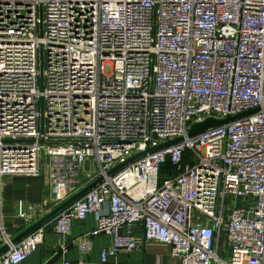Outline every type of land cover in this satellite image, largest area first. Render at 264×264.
<instances>
[{"label":"built area","instance_id":"2783aa9c","mask_svg":"<svg viewBox=\"0 0 264 264\" xmlns=\"http://www.w3.org/2000/svg\"><path fill=\"white\" fill-rule=\"evenodd\" d=\"M42 164L53 207L101 178L53 218L67 237L95 216L61 255L103 234L101 264L148 243L178 264H264V0H0V182ZM46 227L13 245L1 230L0 264L33 254Z\"/></svg>","mask_w":264,"mask_h":264},{"label":"crops","instance_id":"0c3cea01","mask_svg":"<svg viewBox=\"0 0 264 264\" xmlns=\"http://www.w3.org/2000/svg\"><path fill=\"white\" fill-rule=\"evenodd\" d=\"M4 178L0 182V247L5 243L1 230L11 240L56 208L53 207L49 199L52 190L46 171L40 172L39 176L14 175ZM25 205L42 206L39 215L31 223H26L16 215L17 209ZM102 210H106V204ZM52 220L53 218L43 224L47 227L42 243L37 250L19 264H63L65 261L101 264L99 261L101 250L111 246L110 237L103 234L90 239L89 250L83 255L80 254L77 247H71L65 254H59L61 243L81 238L92 230L95 221L94 215H88L81 221H73L67 237L54 234ZM103 264H178V260L168 255L166 246L148 243L140 250L118 251L114 256L108 257Z\"/></svg>","mask_w":264,"mask_h":264},{"label":"water","instance_id":"95a60500","mask_svg":"<svg viewBox=\"0 0 264 264\" xmlns=\"http://www.w3.org/2000/svg\"><path fill=\"white\" fill-rule=\"evenodd\" d=\"M41 59H40V69H41ZM253 110H250L248 112H244L242 114L236 115V116H232V117H228L225 118L223 120H217V119H213V118H206L205 120L201 121V122H196L193 123L189 126L187 132H186V136L187 137H192L195 136L199 133H202L208 129L217 127L219 125L228 123L230 121H233L235 119H238L239 117L251 113ZM181 138L177 137L175 139L166 141L164 143H161L159 145H157L156 147H147L145 148V150L141 151V152H137L134 155L130 156L129 158L125 159L123 162L116 164L115 166H113L112 168H110L107 172L106 175H111L112 173L116 172L117 170H120L121 168H123L125 165L129 164L130 162L136 160L137 158L164 148L166 146H169L173 143H176L178 141H180ZM87 162L83 163V169L86 170L87 169ZM101 178L98 177L95 180H93L92 182H90L89 184H87L86 186H84L79 192H77L76 194H74L73 196H71L69 199H67L66 201H64L63 203H61L58 207H56L54 210H52L50 213H48L47 215H45L43 218H41L40 220H38L37 222H35L34 224H32L31 226H29L27 229H25L23 232H21L20 234H18L15 238H12L9 243L10 244H16L17 242H19L21 239H23L24 237H26L28 234H30L31 232H33L36 228H38L39 226L47 223L48 221H50L52 218H54L58 213H60L61 211H63L64 209L68 208L71 204H73L75 201H77L78 199L81 198V196H83L86 192H88L91 188H93L98 182H100ZM9 248V244L4 243L1 247H0V256L7 251V249Z\"/></svg>","mask_w":264,"mask_h":264},{"label":"rangeland","instance_id":"374dc122","mask_svg":"<svg viewBox=\"0 0 264 264\" xmlns=\"http://www.w3.org/2000/svg\"><path fill=\"white\" fill-rule=\"evenodd\" d=\"M45 168H46L45 165H43V164H42V166L40 165V172L41 173L45 172ZM91 168H92V165H91ZM226 206H228L227 208H229V209L233 207V199L232 198H227V200H226ZM218 254L219 255H221V254L224 255L223 242L221 240H220L219 245H218Z\"/></svg>","mask_w":264,"mask_h":264},{"label":"trees","instance_id":"16d2710c","mask_svg":"<svg viewBox=\"0 0 264 264\" xmlns=\"http://www.w3.org/2000/svg\"><path fill=\"white\" fill-rule=\"evenodd\" d=\"M163 169L166 174L172 173V169L167 164L163 167Z\"/></svg>","mask_w":264,"mask_h":264}]
</instances>
